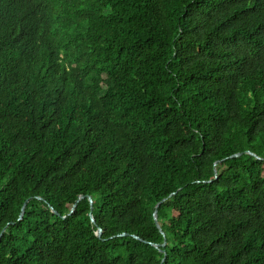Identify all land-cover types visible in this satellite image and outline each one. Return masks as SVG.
Listing matches in <instances>:
<instances>
[{"label": "trees", "instance_id": "16d2710c", "mask_svg": "<svg viewBox=\"0 0 264 264\" xmlns=\"http://www.w3.org/2000/svg\"><path fill=\"white\" fill-rule=\"evenodd\" d=\"M0 264H264V0H0Z\"/></svg>", "mask_w": 264, "mask_h": 264}, {"label": "water", "instance_id": "95a60500", "mask_svg": "<svg viewBox=\"0 0 264 264\" xmlns=\"http://www.w3.org/2000/svg\"><path fill=\"white\" fill-rule=\"evenodd\" d=\"M246 154H248V155H250V156H253V157H255V158H257V159H259V157H257V156H255L253 153H251V152H245ZM241 155V153H238V154H235V155H233V156H231V157H238V156H240ZM230 157V158H231ZM173 194H171L170 196H172ZM82 198V197H81ZM88 200H89V203H90V205H92V201H91V199L88 197ZM27 202V201H26ZM26 202L23 204V206H22V208H21V211H20V214H19V218H21L22 216H23V214H24V210H25V206H26ZM160 203L161 202H159V203H157L156 205H155V207H154V211H153V221H154V224L156 225V228L161 232V234L163 235V232L161 231V229H160V225L158 224V221H157V208H158V206L160 205ZM73 208H75V205L73 206ZM90 211H92V207H90ZM55 213V212H54ZM90 215V217H91V213L89 214ZM91 222L92 223H94V220L93 219H91ZM97 236L99 237L100 236V231L98 232V234H97ZM164 245H165V241L163 242V244L161 245L162 247H164ZM156 248H158V246H155Z\"/></svg>", "mask_w": 264, "mask_h": 264}]
</instances>
